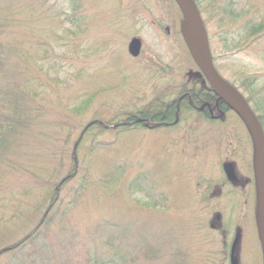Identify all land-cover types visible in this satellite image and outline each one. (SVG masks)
Returning a JSON list of instances; mask_svg holds the SVG:
<instances>
[{
    "label": "rangeland",
    "instance_id": "obj_1",
    "mask_svg": "<svg viewBox=\"0 0 264 264\" xmlns=\"http://www.w3.org/2000/svg\"><path fill=\"white\" fill-rule=\"evenodd\" d=\"M34 1L0 0V22L14 18L9 28L0 25V92L26 110L39 107L32 112V121L42 116L36 132L51 135L28 143L19 139L27 132L7 133L19 140L0 155V183L7 181L6 190L0 185V251L33 233L36 249L29 239L16 264H98L93 258L111 251L121 255L117 264H263L254 143L238 115L215 114L217 123L198 125L193 113L177 125L115 131L127 126L128 112L154 106L156 96L178 98L199 70L180 33L176 0ZM220 2L233 8L221 15L226 25L203 13L219 74L233 82L263 76L264 37L246 44L224 32L255 7ZM255 2L264 11V0ZM135 36L143 43L137 58L127 49ZM231 39L238 43L229 47ZM22 72L37 83L23 86ZM82 106L85 123H121L81 145L64 126ZM74 151L78 172L58 192L75 170ZM19 162L27 173L7 175ZM10 255H0V264H13Z\"/></svg>",
    "mask_w": 264,
    "mask_h": 264
},
{
    "label": "trees",
    "instance_id": "obj_2",
    "mask_svg": "<svg viewBox=\"0 0 264 264\" xmlns=\"http://www.w3.org/2000/svg\"><path fill=\"white\" fill-rule=\"evenodd\" d=\"M70 1H74V0H70ZM195 1L199 8V12L202 16L204 30L206 34V45H207L209 53L213 56V51L211 49L209 35L207 31L208 25H207V21L205 20L203 16V13L206 10L210 11L211 13L215 14V16L218 17L217 19H219L221 25H226L223 23V18L221 17V15L225 12L233 10V8L231 7L232 6L231 3H230V7L228 8L227 5L225 4L222 5L220 0H216L215 2L218 1L221 4V6H215L216 5L215 2L213 3V1L211 0L210 4L206 6V8L201 7V4L205 3L207 0H195ZM229 1L232 2L234 0L232 1L229 0ZM242 1H246V0H242ZM250 1L253 4V8L255 7V11L253 12L251 16L250 15L245 16V13L242 12L240 17H243V18L241 19L240 26H238V28H235L237 25L232 26V27L228 26L227 30L224 31L225 33H227L226 35L227 39L230 36H232V38L233 36H236L240 39V41L246 40V44H247L248 40H250V42H253L252 39L254 38L256 41H259L261 38L264 37V11L263 9L259 10V6L255 2V0H250ZM34 5L36 8V1H34ZM52 11L54 12V16H57V20L62 17V14L60 18L58 17L59 12L56 9H53ZM75 11L76 9L74 10V12ZM78 11H79V8H77V13ZM230 12H233V11H230ZM13 21H14L13 17L9 18L8 20L3 19V21L0 22V25L6 26L9 28L11 26L10 23L12 24ZM77 23L79 26H81L80 21H77ZM11 33H13V30L9 31L8 35H11ZM13 41H16V37L14 35H11L9 37V42L12 44ZM233 43H238V41H233L231 39V43L228 44L229 47L232 46ZM7 50L8 51L5 52V55L11 50V48H8ZM215 68L217 69L216 66ZM23 73H25V75H23ZM259 76L261 75L246 76V77L238 78L236 82L228 81V79L226 78L225 79L226 81L229 82V84L233 88H235L237 92H239V94H241L245 98V100L248 102V104L251 106V108L255 112L257 118L259 119L264 129V85L260 84V83H263L264 81L260 82L258 80ZM261 77L264 78V75ZM2 78L3 77H0V80H2L1 83L4 85V81H3L4 78L3 79ZM21 79H22L21 82H23L22 83L23 86L27 83L26 87H28V83H37L36 82L37 78H35L34 76H31L29 72H22ZM180 92L181 93L179 97L173 100H168L169 98L168 94H165L164 96H156L154 106L150 108L141 109L136 112H132V111L128 112L126 114L127 120L128 122H131L132 124L127 125V126H121L117 128V130L115 131L119 133H124L125 131H131L132 129L138 126H143L142 128L147 130L145 124L134 123L141 118H147L148 120L151 121V123L162 122L163 125H166L167 123L169 126L177 125V124H174L177 113H179L180 115V120L178 124L186 121V119H189L193 113L197 116V118L195 119V123L198 125L202 124L203 121L210 122V123H217V120L219 119L213 118L210 113V108H208L209 105L215 108L217 102H219V109L217 110L216 108L215 114L221 115L224 113L225 115V113L227 112H234L236 115H238L235 108L231 104H229L225 100V98H222L221 97L222 95L217 91V89L214 88V86L206 79V77L204 76L200 68L197 72L189 73L188 84L185 85L181 89ZM185 94H190V97H184L181 101H179V98ZM0 100H1L0 102V155H2L3 151L9 150L12 144L17 143L19 139H25L26 142L29 141L28 143H30L32 141V138L34 137H37L39 140H41V142L49 140V135H51V132L44 131L45 135L43 132H39V133L36 132L37 131L36 121L39 120L42 116L39 115L36 117L35 121H32V112L33 111L40 112L41 109L39 107L34 106L30 110H26L22 106L19 100L12 103L13 100L10 97L6 98L4 95V92L2 91L0 92ZM254 102L256 106L254 105ZM203 104H206L205 105L206 112H204L203 110H199V108L202 107ZM84 110L86 109H84L83 106L77 107L76 109H74L72 113V116H75V118H67V122H65L64 128L68 132V134L72 132L77 133L79 136L82 134L83 129L88 123V122L85 123L86 118H84L81 115L85 113ZM69 116L72 117L71 115ZM238 117L244 123V121L239 115ZM93 120H101L106 125H111V124L115 125V124L121 123L119 121L111 122L101 117L94 118ZM244 125L246 124L244 123ZM111 131H113V129L106 128L102 124L96 123L85 131V133L82 135V140L80 144L82 145L85 142V140L88 138H90V140H95V138L103 136L105 133H109ZM8 132H16V133L27 132V133L22 136H19V139H11L9 135L7 136ZM56 132L57 134H60L61 131L57 129ZM72 156L74 155L72 154ZM35 164L37 166L39 165L36 161H35ZM21 169H23V171H26L27 173L29 168L26 166V162H19V165L12 167L10 172H7L6 174L13 176L12 173H14V171H16L17 173V171H22ZM73 179H74L73 177L68 179L64 184H66L67 182ZM240 180L244 182L245 177H241ZM137 184L138 183L135 182V186H138ZM0 185L3 187L4 190H6L5 186L7 185V181L0 183ZM216 225L219 226L220 229L222 228L221 222H219ZM32 235L33 233L29 234L28 237H26L25 239L13 245L7 246L5 248L6 254L7 253L11 254L10 261L13 264L19 263L21 261L19 260V255L23 254L25 252L24 251L25 249H28L27 248L28 245H26V243L29 241V239L31 240V245L34 248H35V244L39 242L38 238H37V241H34ZM104 253L105 252L93 258L94 261L98 264H117V261L120 260L121 255L120 254L118 255L117 252L111 251L110 253H106V255H104Z\"/></svg>",
    "mask_w": 264,
    "mask_h": 264
},
{
    "label": "water",
    "instance_id": "obj_3",
    "mask_svg": "<svg viewBox=\"0 0 264 264\" xmlns=\"http://www.w3.org/2000/svg\"><path fill=\"white\" fill-rule=\"evenodd\" d=\"M182 12H183V23L181 31L184 40L189 47L192 55L196 59L200 66L203 74L209 80V82L218 90V92L224 97L237 111L240 117L244 120L248 126L253 143H254V169H255V180H256V193H257V209H258V233L263 253V264H264V130L257 118L256 114L247 103L245 98L239 94L215 69L211 56L206 48L204 28L200 19L199 10L195 0H177ZM142 50V40L140 37H134L128 44V51L132 56H139ZM185 95L179 98L181 101ZM204 108V107H203ZM202 108V109H203ZM179 115H177L175 123H178ZM100 123L105 127L106 124L100 120H94L89 122L82 131V134L78 141L82 138L85 131L94 125ZM137 123H145L147 127L157 128L162 123H157L153 126L146 119H140ZM130 122H124L122 125H130ZM116 127V126H113ZM76 154V152L74 151ZM78 170V161L76 159V171L66 176L63 180L66 181L68 178L76 174ZM2 253V251L0 252Z\"/></svg>",
    "mask_w": 264,
    "mask_h": 264
},
{
    "label": "flooded vegetation",
    "instance_id": "obj_4",
    "mask_svg": "<svg viewBox=\"0 0 264 264\" xmlns=\"http://www.w3.org/2000/svg\"><path fill=\"white\" fill-rule=\"evenodd\" d=\"M208 108H210V113H211L212 117L216 119L217 117H215V113H216V108H217V110L219 109V102L216 103V107L215 108H213L211 105H209ZM199 110H202L201 107L199 108ZM219 116H221V115H218V117Z\"/></svg>",
    "mask_w": 264,
    "mask_h": 264
},
{
    "label": "bare ground",
    "instance_id": "obj_5",
    "mask_svg": "<svg viewBox=\"0 0 264 264\" xmlns=\"http://www.w3.org/2000/svg\"><path fill=\"white\" fill-rule=\"evenodd\" d=\"M196 2V1H195ZM213 14V13H212ZM214 15V14H213ZM181 33V32H180ZM182 34V33H181ZM182 37H183V34H182ZM134 38V37H133ZM132 39V38H131ZM183 40H184V37H183ZM184 44L186 45V47H188L187 46V44H186V42H185V40H184ZM142 48H143V44H142ZM127 49H128V46H127ZM188 50L190 51V49H189V47H188ZM190 53H191V51H190ZM138 56H134V58H137ZM218 91V90H217ZM141 119H145V118H141ZM147 120V119H146ZM148 121H150V120H148ZM155 124H157V123H151V121H150V125L151 126H153V125H155Z\"/></svg>",
    "mask_w": 264,
    "mask_h": 264
}]
</instances>
